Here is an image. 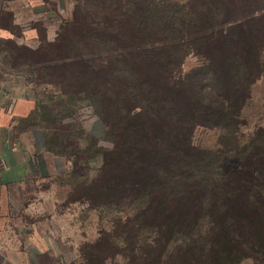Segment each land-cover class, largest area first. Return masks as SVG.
I'll return each instance as SVG.
<instances>
[{"label": "trees", "instance_id": "obj_1", "mask_svg": "<svg viewBox=\"0 0 264 264\" xmlns=\"http://www.w3.org/2000/svg\"><path fill=\"white\" fill-rule=\"evenodd\" d=\"M107 1L118 6L96 14L77 6L56 39L43 37L36 48L4 40L36 86L55 88L51 101L73 111L94 104L105 137L118 141L101 152L100 185L118 200L99 204H136L155 243H177L166 252L170 264L264 261V125L241 133L264 74V43L249 22L264 10L242 18L226 7L217 20L215 12L225 10L214 5L219 0L199 8L181 0ZM189 55L199 64L185 74ZM41 104L38 97L26 122L43 130L46 150L56 153L37 118ZM199 128L220 130L221 147L196 144Z\"/></svg>", "mask_w": 264, "mask_h": 264}, {"label": "rangeland", "instance_id": "obj_2", "mask_svg": "<svg viewBox=\"0 0 264 264\" xmlns=\"http://www.w3.org/2000/svg\"><path fill=\"white\" fill-rule=\"evenodd\" d=\"M31 1L32 3L29 0H8L7 4L16 9L22 26L21 40H27L32 45L36 44V41L29 39L31 32L28 30L25 33V30L33 22L41 30L47 27L49 38L52 39L63 22L74 20L77 6L82 11L87 6L92 14L118 6L115 2L107 0H88L89 3L79 0ZM181 1H194L195 6L199 8L204 0ZM233 1L219 0L214 5L221 9L230 7L231 10L227 12L229 16L242 18L246 12L253 9L264 10V0H235L240 7ZM139 5L148 7L147 3L143 2ZM226 11H216L215 18L219 20ZM255 18V22L249 23L257 27V38L259 42L264 43V13ZM6 19L10 21V15H7ZM19 31L20 28L13 29L14 33ZM245 42L243 39V43ZM11 50L12 44L0 37V80L4 78L11 82V78L21 73L24 74L25 85L32 87L31 72L21 66L22 62L15 59V52ZM99 55L103 57L105 54ZM198 64L199 57L189 55L182 65L183 73L191 72ZM35 91L40 93L42 101L37 118L47 127L48 146L56 153L48 154L52 156L53 161L52 158L48 160L39 156L35 157L33 162L25 159L17 167L15 173L18 176L13 179L23 180L24 184L9 189L12 196L9 203V227L16 229V232L3 238V242L21 243L20 247L28 245L40 250H50L56 256V264L172 263L173 258L168 255V259L166 252L176 251L177 243H168L166 239L155 243V237L158 235L152 229L141 227L138 222L140 217L137 216L139 208L136 204H99L101 201L116 203L118 200L117 196H107L100 187L105 170L101 152H110L117 148L118 141L105 137V126L96 114L94 104L82 103V106L73 111L58 107L61 102L51 101V94L55 91L52 85L38 86ZM244 116L247 124L243 126L241 133L245 137L258 126L264 125V74L253 89ZM24 127H30L28 121L24 123ZM221 133L218 129L199 128L195 132L194 141L202 147L218 150L221 147ZM27 142L26 140L25 144ZM49 164L53 167L48 168ZM76 172L83 177L79 178L78 175L75 180L73 175ZM110 173L111 171L108 172L109 175ZM150 251L154 256L161 254L166 260H151L148 257ZM240 264H264V261L255 262L249 259Z\"/></svg>", "mask_w": 264, "mask_h": 264}, {"label": "crops", "instance_id": "obj_3", "mask_svg": "<svg viewBox=\"0 0 264 264\" xmlns=\"http://www.w3.org/2000/svg\"><path fill=\"white\" fill-rule=\"evenodd\" d=\"M29 2L32 3L31 0ZM7 3L8 0H0V37L2 40H13L17 44L36 48L43 37L48 41L56 39L60 29L51 39L47 27L41 30L33 22L25 33L29 30L31 32L29 39L35 40L36 44L32 45L27 40L22 41V26L16 9L9 7ZM7 15H10V21L6 19ZM15 27L20 28L18 33L13 32ZM23 78L24 74L20 73L17 77L11 78V82L4 78L0 80V264H56V256L50 250H40L28 245L20 247L21 243L3 242V238L16 232V229L9 227L11 219L9 203L12 199L9 189L12 186H23L24 184L23 180L13 179L18 176L15 173L17 167L25 159L33 162L34 158L39 156L48 160L52 158L46 150L43 130L38 126L24 127L27 118L37 106L39 93L35 91L38 86L33 81L32 89L31 85H25ZM32 90L35 91V95ZM26 140L27 144H25ZM50 166L53 167L49 164L48 168Z\"/></svg>", "mask_w": 264, "mask_h": 264}]
</instances>
